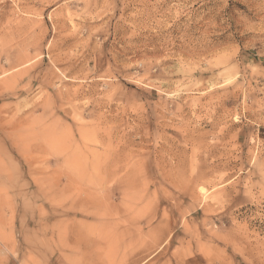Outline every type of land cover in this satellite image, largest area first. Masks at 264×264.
I'll return each instance as SVG.
<instances>
[{
	"label": "rangeland",
	"instance_id": "rangeland-1",
	"mask_svg": "<svg viewBox=\"0 0 264 264\" xmlns=\"http://www.w3.org/2000/svg\"><path fill=\"white\" fill-rule=\"evenodd\" d=\"M0 264H264V0H0Z\"/></svg>",
	"mask_w": 264,
	"mask_h": 264
}]
</instances>
